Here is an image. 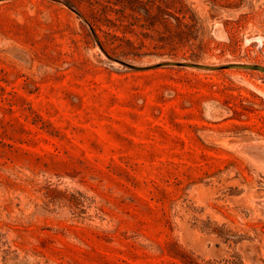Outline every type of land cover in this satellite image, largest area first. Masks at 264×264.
Wrapping results in <instances>:
<instances>
[{
	"label": "rangeland",
	"instance_id": "1",
	"mask_svg": "<svg viewBox=\"0 0 264 264\" xmlns=\"http://www.w3.org/2000/svg\"><path fill=\"white\" fill-rule=\"evenodd\" d=\"M164 62L264 69V0H0V264H264V73Z\"/></svg>",
	"mask_w": 264,
	"mask_h": 264
},
{
	"label": "water",
	"instance_id": "2",
	"mask_svg": "<svg viewBox=\"0 0 264 264\" xmlns=\"http://www.w3.org/2000/svg\"><path fill=\"white\" fill-rule=\"evenodd\" d=\"M73 10V9H72ZM73 12L81 18V15L76 12L75 10H73ZM121 64L125 67L128 68H134L128 64L122 63ZM162 65H176V66H180V67H191V68H197V69H203V70H217V69H222V68H227V69H254V70H259L264 72V69H262L261 67H257V66H246V65H241V64H230V65H226V66H221V67H211V66H201V65H195V64H190V63H169V62H164V63H160L156 66H162Z\"/></svg>",
	"mask_w": 264,
	"mask_h": 264
},
{
	"label": "bare ground",
	"instance_id": "3",
	"mask_svg": "<svg viewBox=\"0 0 264 264\" xmlns=\"http://www.w3.org/2000/svg\"><path fill=\"white\" fill-rule=\"evenodd\" d=\"M198 65V64H197ZM230 65V64H229ZM241 65H245V64H241ZM202 66V65H201ZM226 66V65H225ZM246 66H248V65H246ZM254 66V65H253ZM258 71V70H257ZM264 73V72H263Z\"/></svg>",
	"mask_w": 264,
	"mask_h": 264
},
{
	"label": "trees",
	"instance_id": "4",
	"mask_svg": "<svg viewBox=\"0 0 264 264\" xmlns=\"http://www.w3.org/2000/svg\"><path fill=\"white\" fill-rule=\"evenodd\" d=\"M184 26H186V25H184Z\"/></svg>",
	"mask_w": 264,
	"mask_h": 264
}]
</instances>
